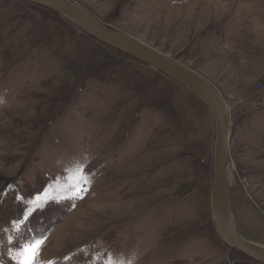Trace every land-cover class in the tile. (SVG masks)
I'll return each instance as SVG.
<instances>
[{"label": "rangeland", "instance_id": "rangeland-1", "mask_svg": "<svg viewBox=\"0 0 264 264\" xmlns=\"http://www.w3.org/2000/svg\"><path fill=\"white\" fill-rule=\"evenodd\" d=\"M69 1L216 88L237 231L264 246V0ZM215 136L165 75L46 7L0 0V241L44 234L54 264H261L216 230ZM74 161L91 181L80 199ZM44 189L55 199L21 223Z\"/></svg>", "mask_w": 264, "mask_h": 264}, {"label": "water", "instance_id": "water-1", "mask_svg": "<svg viewBox=\"0 0 264 264\" xmlns=\"http://www.w3.org/2000/svg\"><path fill=\"white\" fill-rule=\"evenodd\" d=\"M50 9L91 34L106 46L132 56L173 80L197 97L210 111L216 125L212 217L221 240L231 249L264 264V246L238 232L230 194V120L219 92L203 77L150 46L112 30L69 0H24Z\"/></svg>", "mask_w": 264, "mask_h": 264}, {"label": "snow or ice", "instance_id": "snow-or-ice-1", "mask_svg": "<svg viewBox=\"0 0 264 264\" xmlns=\"http://www.w3.org/2000/svg\"><path fill=\"white\" fill-rule=\"evenodd\" d=\"M74 174L66 177V183H68V188L73 192V196L70 199H80L82 198V193L86 191V186L91 182L88 179L87 171L84 167L83 162L74 161ZM67 198V197H66ZM55 199L53 194L48 190L44 189L41 193L37 194L33 200L29 203L35 205V208L25 211L23 213V222L30 221V217L34 214L36 209L40 208L42 205H48ZM0 231H3L0 229ZM26 231H28L26 229ZM47 242V236L44 234L36 235H19L17 241L13 244V241L9 238L5 241H0V248H3L5 252H10L12 249L8 248L7 245H12L16 249L15 256H10V260L13 264H54L52 260H43L42 251ZM2 255L0 254V264H3ZM67 260L68 258L65 257ZM108 264H113L111 258L108 259ZM118 264H124L121 260Z\"/></svg>", "mask_w": 264, "mask_h": 264}, {"label": "bare ground", "instance_id": "bare-ground-1", "mask_svg": "<svg viewBox=\"0 0 264 264\" xmlns=\"http://www.w3.org/2000/svg\"><path fill=\"white\" fill-rule=\"evenodd\" d=\"M57 14V13H56ZM59 15V14H58ZM194 72V71H193ZM173 81V80H172ZM179 85V84H178ZM216 89V88H215ZM189 92V91H188ZM224 103H225V101H224ZM225 105V109H226V111H227V115H228V108H227V106H226V104H224ZM228 118H229V116H228ZM230 120V119H229ZM230 122V121H229ZM189 128V127H188ZM215 138H216V136H215ZM216 140V139H215ZM230 143H231V141H230ZM215 148V147H214ZM199 150V149H198ZM201 156V155H200ZM206 162V161H205ZM204 175V174H203ZM213 186H214V184H213ZM213 191V190H212ZM211 197H212V195H211ZM232 206V205H231ZM234 214V213H233ZM236 222V221H235ZM237 227V226H236ZM238 232V231H237ZM239 233V232H238ZM240 234V233H239Z\"/></svg>", "mask_w": 264, "mask_h": 264}]
</instances>
